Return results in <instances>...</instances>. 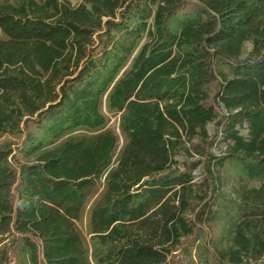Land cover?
<instances>
[{
    "label": "trees",
    "instance_id": "trees-1",
    "mask_svg": "<svg viewBox=\"0 0 264 264\" xmlns=\"http://www.w3.org/2000/svg\"><path fill=\"white\" fill-rule=\"evenodd\" d=\"M2 135L0 264H264V0H0Z\"/></svg>",
    "mask_w": 264,
    "mask_h": 264
},
{
    "label": "rangeland",
    "instance_id": "rangeland-1",
    "mask_svg": "<svg viewBox=\"0 0 264 264\" xmlns=\"http://www.w3.org/2000/svg\"><path fill=\"white\" fill-rule=\"evenodd\" d=\"M78 1L79 0H71L73 5L77 4ZM250 49H251L250 44L246 43L244 46V49H243V56L246 55L250 51ZM107 117L109 119L108 127L117 134V136L119 138V146H121L123 143V139H122V137L119 133V130H118L119 116L118 115H116V116L107 115ZM207 133L211 139H214L216 137V140L214 141V144H213L212 148L210 149V152L216 156L220 155L225 150L226 147H225V144L222 142L221 137H220V133L218 132V130L216 129L214 124H209L207 126ZM240 133H241V135L245 136L246 131L242 129V130H240ZM18 143H19L18 139L11 137L9 135L0 136V147L11 146L12 148H14L18 145ZM175 159L178 161L185 160L188 163H190L192 161H197L198 157L197 156L190 157V156L186 155L183 150H181L176 155ZM200 168L201 167L198 166V168L193 171V175L195 176V182H197V183L200 181V178H201ZM232 187L234 188V186L232 184H231V186H227L226 188H224V192H225L227 199L234 200L236 197V194H235L234 189ZM102 188H103L102 185H100L98 193H100L102 191ZM98 193L89 199V201L87 202V205L84 209L83 215L77 223L78 229L85 236H86V226H87V221H88L89 210H90V207L92 206V204L94 203ZM86 238L88 239L87 236H86ZM224 247H226V246H224ZM191 255H192V257L195 256V250L192 251ZM263 257L260 260L261 263H264ZM241 264H252V262L247 258H243V262Z\"/></svg>",
    "mask_w": 264,
    "mask_h": 264
}]
</instances>
